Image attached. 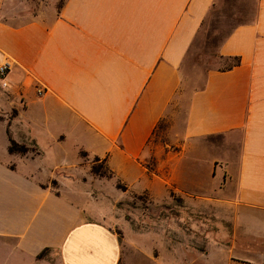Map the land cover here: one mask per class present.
<instances>
[{
	"label": "crops",
	"instance_id": "obj_1",
	"mask_svg": "<svg viewBox=\"0 0 264 264\" xmlns=\"http://www.w3.org/2000/svg\"><path fill=\"white\" fill-rule=\"evenodd\" d=\"M59 1L20 13L0 0V62L10 63L0 87V264L121 263L117 233L79 185L83 158L95 157L112 174L97 180L121 183V193L162 202L173 188L183 198V264H264V0H241L253 18L218 46L239 64L208 70L189 98L183 178L168 155L158 159L164 174L142 157L195 36L224 0ZM9 135L35 154L9 153ZM217 148L224 157L203 166V151Z\"/></svg>",
	"mask_w": 264,
	"mask_h": 264
},
{
	"label": "rangeland",
	"instance_id": "obj_2",
	"mask_svg": "<svg viewBox=\"0 0 264 264\" xmlns=\"http://www.w3.org/2000/svg\"><path fill=\"white\" fill-rule=\"evenodd\" d=\"M41 1L45 0H12V9H20V13L35 12ZM253 15L254 8L250 3L224 0L217 3L203 21L182 65L181 87L143 153L142 161L150 170L167 173L166 166L157 171V164L159 157L165 159L168 155L170 162H180L178 172L183 178V124L189 98L192 92L202 87L208 70L222 69L232 62L219 57L218 46L236 25L251 20ZM208 144L211 148L218 147L220 137L210 139ZM29 148L28 155H34L35 149ZM224 154L222 149H206L202 165L206 166L211 158H223ZM101 162L100 159L83 158L87 172L82 180L86 183L79 179V185L86 190L100 219L117 233L123 252L120 264H135L137 261L148 264V257L158 255L169 264H183V198L173 188H170L167 200L162 202L151 201L147 193H121L116 186L118 182L113 186L103 180L100 182L97 179L104 178L91 172V166ZM49 184L58 186L54 178Z\"/></svg>",
	"mask_w": 264,
	"mask_h": 264
},
{
	"label": "trees",
	"instance_id": "obj_3",
	"mask_svg": "<svg viewBox=\"0 0 264 264\" xmlns=\"http://www.w3.org/2000/svg\"><path fill=\"white\" fill-rule=\"evenodd\" d=\"M220 58H223V59H230L232 60V62L230 64H227L224 68L222 69H219V70H228V69H231L233 66H236L239 64L240 62V58L238 56H234V57H223L221 55H219ZM154 133V132H153ZM9 137V145H8V152L9 153H18V154H25L27 153L30 148L25 145L24 143H19V142H16L14 139H12L10 137V135L8 136ZM81 156H85V153L82 151L81 152ZM99 158L95 157V161H98ZM103 162V163H102ZM101 163L99 164H93L91 166V172L101 178H110L112 176L111 174V171H109L108 167L106 166L105 162L102 160ZM145 167L150 170V168L148 166L145 165ZM117 188L121 189V190H125L126 187L124 185H122L121 183H117L116 184ZM47 249H44L43 251H41L37 257L40 258L45 252H46Z\"/></svg>",
	"mask_w": 264,
	"mask_h": 264
},
{
	"label": "built area",
	"instance_id": "obj_4",
	"mask_svg": "<svg viewBox=\"0 0 264 264\" xmlns=\"http://www.w3.org/2000/svg\"><path fill=\"white\" fill-rule=\"evenodd\" d=\"M10 68V63L8 60L0 62V87L4 86V79L7 75V71ZM38 93H41V89H38Z\"/></svg>",
	"mask_w": 264,
	"mask_h": 264
}]
</instances>
